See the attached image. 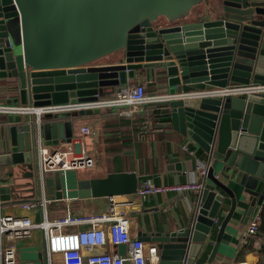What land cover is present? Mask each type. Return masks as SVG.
I'll return each mask as SVG.
<instances>
[{
    "label": "water",
    "instance_id": "obj_1",
    "mask_svg": "<svg viewBox=\"0 0 264 264\" xmlns=\"http://www.w3.org/2000/svg\"><path fill=\"white\" fill-rule=\"evenodd\" d=\"M201 4L204 12H196ZM108 56L115 62L101 63ZM141 69H158L167 93L180 96L162 105L153 118L156 126L172 128L201 149L208 167L183 218L161 231L139 232L137 239L155 244L160 264H194V254L217 230L211 262L238 203L232 186L240 189V203L260 206L264 199V94L201 99L191 94L264 83V0H0V86L14 95L8 105L97 101ZM92 113L99 110L45 115L42 141L57 146L74 135L72 119H47ZM6 120L10 147L0 154V166L26 165L33 201L41 200L42 192L51 201L62 200L59 182L54 185L53 179L52 191L47 189V173L37 169L33 117ZM152 178L115 172L80 179L77 197L132 195ZM16 189L0 185V202L18 203L11 200ZM226 200L229 210L215 227ZM257 210L251 206L247 215ZM116 249L123 255L126 246Z\"/></svg>",
    "mask_w": 264,
    "mask_h": 264
},
{
    "label": "crops",
    "instance_id": "obj_2",
    "mask_svg": "<svg viewBox=\"0 0 264 264\" xmlns=\"http://www.w3.org/2000/svg\"><path fill=\"white\" fill-rule=\"evenodd\" d=\"M204 5L196 7V12L203 13ZM108 56L101 63H113L115 58ZM158 69H141L134 79L128 80L127 85L141 84L145 93L151 95H165L167 87L158 77ZM119 87L106 91L100 98L111 95ZM14 95L0 86V105H8ZM164 103L145 105L143 113L137 117H122L115 110L103 109L99 113H92L73 118L51 119L50 121L71 120L75 124L73 138L77 137L80 128L88 126L91 133L84 137L77 152L88 155L94 160V167L83 170H69L58 172L60 188L63 190V199L51 201L42 192L41 200L46 202V216L48 220L64 216L71 212L76 216L94 217L107 211V197L79 199L77 197L76 183L80 179L104 178L109 173L134 172L137 175H152L150 180L157 186H172L187 183H204V176L196 172L201 162L208 160L207 155L192 145L172 128H158L152 115L157 114ZM155 111V112H154ZM144 112L146 115L144 116ZM24 117V116H22ZM7 116L0 115V154H4L10 147L7 131ZM187 145L188 150L182 146ZM170 166V170L167 167ZM30 170L26 165L0 166V184H13L17 188V195H11V200L16 204H3L0 202V215H13L27 217L32 222L40 220L37 210L24 209L22 204L34 200L35 193ZM55 173V172H54ZM53 173V174H54ZM233 185L238 195V203L227 222L222 233L220 243L211 262H208L211 249L214 244L217 230L208 237V242L201 250L194 254V264H264V218L261 212L264 209V199L260 206L245 200L239 202L240 189ZM60 189V190H61ZM56 191V189H55ZM195 192L176 194L173 191L148 194L144 198H138L132 206L123 208V214L129 218V231L132 238H138L139 232H157L163 227L174 226L179 219L191 208ZM258 208L256 215L261 216L258 232L253 237H248L247 226L252 215L248 216L249 207ZM230 207V201L226 200L217 216L215 227L222 222ZM107 224L103 225L106 230ZM80 226L78 229H85ZM73 229V228H72ZM66 229V230H72ZM146 245H154L146 243ZM106 251L117 253L116 247L107 245ZM16 259L18 264H48L46 256V240L42 230L34 229L30 237L20 240L17 244Z\"/></svg>",
    "mask_w": 264,
    "mask_h": 264
},
{
    "label": "built area",
    "instance_id": "obj_3",
    "mask_svg": "<svg viewBox=\"0 0 264 264\" xmlns=\"http://www.w3.org/2000/svg\"><path fill=\"white\" fill-rule=\"evenodd\" d=\"M252 94H264V83H256L248 87H227L214 91H202L191 95L201 99ZM179 97V95L169 94L148 96L141 84L124 85L111 95L93 102L64 103L43 107L0 105V114L33 117L37 133L36 164L40 175L43 176L48 172L83 170L94 167V160L86 154H79L76 148L84 137L91 133L90 128L88 126L81 127L78 136L73 138L70 143L47 146L40 135V125L45 115L57 116L79 111L109 109L115 110L122 117H137L142 115L145 105L166 103ZM182 149L187 151V145H183ZM207 167L208 162L203 161L196 167V172L204 176ZM202 187V184L197 183L157 186L151 181H145L139 184L132 195L108 197L107 211L94 217L76 216L67 212L62 217L48 220L44 210L47 202L45 199L22 204L24 209L39 211L40 220L32 222L27 217L0 215V264H18L16 259L17 244L20 240L30 237L34 229L44 232L48 264H160L156 246L146 245L143 241L131 237L130 221L123 214V208L132 206L135 200L144 198L148 194H161L167 191L183 194L197 191ZM260 221L259 215L252 217L246 229L248 237L257 234ZM214 222H217V218ZM104 224L108 225L106 230L103 228ZM84 225L87 228L78 229ZM107 245L113 247L125 245V253L123 255L118 252L110 253L106 251Z\"/></svg>",
    "mask_w": 264,
    "mask_h": 264
},
{
    "label": "rangeland",
    "instance_id": "obj_4",
    "mask_svg": "<svg viewBox=\"0 0 264 264\" xmlns=\"http://www.w3.org/2000/svg\"><path fill=\"white\" fill-rule=\"evenodd\" d=\"M8 104H9V103H8ZM0 115H1V114H0ZM52 174H53V173H52ZM59 176H60V173H58V172H55L53 176H51V174L47 173V175H46V177H47V178H46V182H47L46 187H47V189H49V190L52 191V188H51V186H50V182L53 183V181H52L53 179H54V181H55V179L58 180Z\"/></svg>",
    "mask_w": 264,
    "mask_h": 264
},
{
    "label": "trees",
    "instance_id": "obj_5",
    "mask_svg": "<svg viewBox=\"0 0 264 264\" xmlns=\"http://www.w3.org/2000/svg\"><path fill=\"white\" fill-rule=\"evenodd\" d=\"M155 112V111H154ZM146 115V112H144V116ZM154 116H155V114H153L152 115V117L154 118ZM47 120H51V119H47ZM264 208V207H263ZM262 214H261V216H262V219L264 218V209L262 210V212H261ZM261 216H260V218H261Z\"/></svg>",
    "mask_w": 264,
    "mask_h": 264
}]
</instances>
